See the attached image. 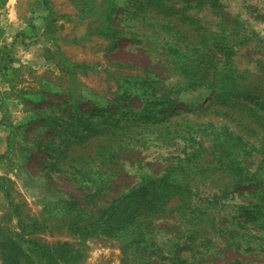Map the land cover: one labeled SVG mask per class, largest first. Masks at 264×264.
<instances>
[{"label":"rangeland","instance_id":"obj_1","mask_svg":"<svg viewBox=\"0 0 264 264\" xmlns=\"http://www.w3.org/2000/svg\"><path fill=\"white\" fill-rule=\"evenodd\" d=\"M0 264H264V0H0Z\"/></svg>","mask_w":264,"mask_h":264},{"label":"built area","instance_id":"obj_2","mask_svg":"<svg viewBox=\"0 0 264 264\" xmlns=\"http://www.w3.org/2000/svg\"><path fill=\"white\" fill-rule=\"evenodd\" d=\"M0 61H1V59H0Z\"/></svg>","mask_w":264,"mask_h":264}]
</instances>
